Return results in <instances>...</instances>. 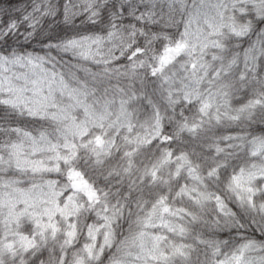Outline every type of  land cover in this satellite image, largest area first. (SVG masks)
I'll list each match as a JSON object with an SVG mask.
<instances>
[{"label":"snow or ice","instance_id":"obj_1","mask_svg":"<svg viewBox=\"0 0 264 264\" xmlns=\"http://www.w3.org/2000/svg\"><path fill=\"white\" fill-rule=\"evenodd\" d=\"M0 264H264V0H0Z\"/></svg>","mask_w":264,"mask_h":264}]
</instances>
